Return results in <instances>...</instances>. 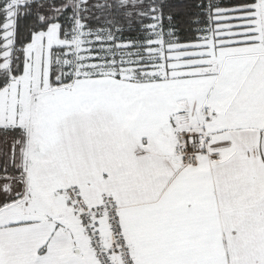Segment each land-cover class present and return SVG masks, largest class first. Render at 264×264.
<instances>
[{"label": "snow or ice", "instance_id": "6c2138e0", "mask_svg": "<svg viewBox=\"0 0 264 264\" xmlns=\"http://www.w3.org/2000/svg\"><path fill=\"white\" fill-rule=\"evenodd\" d=\"M0 264H264V0H0Z\"/></svg>", "mask_w": 264, "mask_h": 264}]
</instances>
